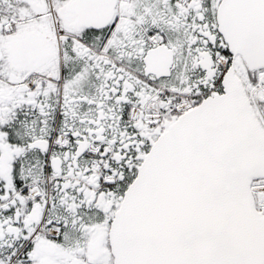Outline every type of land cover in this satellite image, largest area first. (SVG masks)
Instances as JSON below:
<instances>
[{
	"label": "snow or ice",
	"instance_id": "obj_1",
	"mask_svg": "<svg viewBox=\"0 0 264 264\" xmlns=\"http://www.w3.org/2000/svg\"><path fill=\"white\" fill-rule=\"evenodd\" d=\"M0 264H264V0H0Z\"/></svg>",
	"mask_w": 264,
	"mask_h": 264
}]
</instances>
